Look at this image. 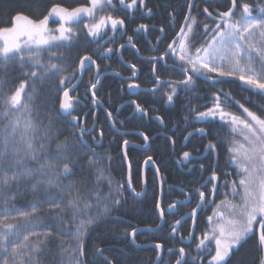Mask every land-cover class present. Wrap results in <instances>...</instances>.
Listing matches in <instances>:
<instances>
[{"label":"snow or ice","instance_id":"obj_1","mask_svg":"<svg viewBox=\"0 0 264 264\" xmlns=\"http://www.w3.org/2000/svg\"><path fill=\"white\" fill-rule=\"evenodd\" d=\"M195 6L188 0V13ZM40 8L44 11L38 12ZM202 11L205 20L185 15L171 42L147 59L152 62L151 91L166 89L162 94L166 104L183 94L189 104L185 123L192 118L208 125L194 128L183 139L189 141L194 132L207 138L203 151L215 155L216 165L199 164L207 178L202 175L187 192L181 190L183 199L167 206L174 217L178 206L190 207L170 227L172 236L188 243L176 247L179 241L155 242L154 258L148 264H264V0H229L226 10L204 7ZM136 12L152 15L153 9L147 0H83L75 6L40 0L36 5H21L0 21V264H122L119 257L109 255L114 246L94 244L89 249L88 237L102 224L122 219L113 214L127 203L124 195L129 189L135 197L144 195L133 187L127 151L132 142L122 140V158L128 162L126 183L114 182L109 171L113 158L106 151H96L103 132L101 139L91 135L99 119L93 113V126H85L80 115L83 98L76 89L81 77L94 70V82H89L86 92H91V104L101 103L97 92L103 70L97 61L126 48L124 43L118 48L108 46L117 34L127 36V46L141 51L127 33V22ZM169 17L175 20L172 13ZM150 27L155 25L139 23L133 31L149 33ZM165 32L161 26L159 33ZM156 41L163 42L160 35ZM130 68L135 77L139 69L136 64ZM168 73L181 78L163 79ZM202 83L212 99L204 110L190 106L191 99L200 96ZM233 83L241 94L249 93L242 96L245 102L225 91L223 86ZM139 87L128 84L129 89ZM53 90L54 99L49 100ZM252 97L260 102L253 105ZM131 104L134 112L148 114L135 100ZM106 112L113 127L125 123ZM155 119L165 124L164 117ZM215 121L225 131L219 140L210 132ZM139 135L144 142L150 139L144 131ZM221 144L231 172L218 171ZM193 159L192 152L183 151L179 163ZM149 162L155 165L152 156L144 161ZM155 171L159 176V167ZM26 196L32 197L30 211L17 207ZM154 207L159 219L165 220L161 203ZM208 207L212 208L208 226L196 236L197 217ZM185 217L192 223L187 235H182ZM137 233L136 227L124 229L129 246L140 248ZM249 241L252 246L245 249Z\"/></svg>","mask_w":264,"mask_h":264},{"label":"flooded vegetation","instance_id":"obj_2","mask_svg":"<svg viewBox=\"0 0 264 264\" xmlns=\"http://www.w3.org/2000/svg\"><path fill=\"white\" fill-rule=\"evenodd\" d=\"M148 6L153 9L152 15H141L140 12L135 13V18L130 19L127 22V33L128 35L133 36V41L137 43V47L141 49L139 53L132 49L130 46H127V36L123 38L120 37L119 34L116 35V40L114 44H109V47L118 48L120 43L126 44V48L120 49L114 56H111L107 60H103L102 63V74L100 79L102 84L99 86L98 94L100 95L101 103L99 105L91 104V92L87 93L83 82L87 79L90 82H94L95 72L94 70L89 72L88 74L83 76L81 83L78 85L76 92L83 98L82 104V112L80 115L84 118L85 126L91 128V123H93V113H95L96 117L100 116V113H104L107 117V111H109L108 107H111L113 112V118L117 121H124L123 125L117 124L116 127L112 126V123L108 121V125L106 127L99 126L98 124L95 126L94 131L91 135L96 136L98 139L100 138V133L103 132V137L101 139V146H96V148L107 147V150L111 154L113 158L111 164H114V167H122L124 164L127 166L126 161L123 160V146L122 140L128 139L132 142V144L127 149L129 154V160L131 162L132 168L136 169L138 166L143 163V169L145 167L144 161L148 156H152L155 161V165L151 164L147 166L148 169L153 173L155 177H157L159 191H160V203L161 206L165 209L166 217L163 222V226L166 223H173L174 218H179L181 214H186L190 211V207H182L178 206V211L176 212L175 217L172 213L168 212L167 206L169 203L178 201L183 199L182 192H187L190 186H195L196 182L200 179L204 173L199 170V164L203 163L206 168L211 164L212 160L215 157H209L207 152L203 151V146L207 139L202 138L199 133L194 132L193 136L189 138V141H185L181 143V139L179 136L181 134V130L178 129V124H174L173 128H170L168 125L167 128L157 130L156 133L150 137L149 141L144 142L142 137H133L140 136V124L143 123L139 121V118L143 116L139 112H134L135 105L131 104V101L135 100L137 103H142L141 106H150V109H157V111H172L180 108L183 109L182 116L185 118L188 116L187 106L188 98L183 94L180 95V99L177 100L173 104L163 103L162 94L166 89L161 88L159 91L153 92L151 89L154 87V78L151 75V61L147 59L150 55H159L156 49L163 51L164 47L167 43L171 42L174 38L176 32L179 31V26L182 24L183 17L185 15H189L186 5L188 4V0H147ZM193 3L196 5L191 13V15L196 16L200 21L205 20V16L203 14V8L208 7L210 11H214L219 9L220 11L226 10L229 5V0H193ZM169 13H172L175 16V20L170 19ZM117 15L124 17L126 14L124 12H118ZM131 15V13H128ZM139 23H145L150 26L155 25V27H150L149 33L137 34L134 33V29L138 26ZM184 23V21H183ZM163 26L166 29L165 33H159V28ZM160 35L163 42L157 43L156 36ZM198 39H202L198 37ZM151 42V43H149ZM155 44L156 48H153L152 45ZM99 63V61H97ZM162 63V62H160ZM171 63V61H169ZM130 64H136L137 75L132 77ZM120 73V75H116V73ZM178 75L175 74H165L163 79H179ZM135 83L139 84V88H128V84ZM97 94V96H98ZM204 97H207L205 99ZM88 102L89 104H87ZM107 102V105L105 104ZM212 99L210 96V92L207 91V85L201 84V93L200 96L193 97L191 99V107H199L200 110H204V106H211ZM123 105V108L120 106ZM119 109V110H117ZM87 114V115H85ZM192 118H189L188 122H192ZM155 121L164 128V124H160L159 121L155 119ZM90 137V136H87ZM91 138V137H90ZM141 140V141H140ZM166 140L170 145V160L174 163V170L172 172L166 167L163 158H161L160 154L154 153V148L152 146L154 143H158L160 145L165 144ZM204 140V141H203ZM173 141L175 142L173 144ZM203 141V142H202ZM143 144V147H138V145ZM156 148V147H155ZM183 151L192 152L194 159L191 163L188 161H184L183 163H179L182 158ZM156 167H159L160 174L156 175ZM192 169H195L193 171ZM161 170L165 172V178L163 179L161 175ZM144 174V171H143ZM133 177V176H132ZM206 179V175H204ZM134 179V178H133ZM135 180V179H134ZM179 181V183H177ZM153 186V185H152ZM133 187L136 188L137 191H143L146 187L145 194L143 198L146 196L148 191V184L146 179V186L144 184V179L142 176V182L140 185H137L133 182ZM131 194V190L129 189ZM134 197L135 199H139L138 197L129 195ZM164 199V200H163ZM164 201V202H163ZM209 207L204 209L198 215V221L200 218H205L208 216ZM187 222H183L184 231H188L191 228V220H186ZM162 220H160L161 225ZM161 227V229L163 228ZM151 229V231H149ZM157 227L150 228L145 227L138 229V232H146V235L160 234V230H157ZM158 241H150L145 240L140 248L137 250L145 252H149L154 257L153 244ZM181 246L187 244L185 241H180ZM169 246V245H166ZM180 247V246H179ZM167 258V257H165Z\"/></svg>","mask_w":264,"mask_h":264},{"label":"trees","instance_id":"obj_3","mask_svg":"<svg viewBox=\"0 0 264 264\" xmlns=\"http://www.w3.org/2000/svg\"><path fill=\"white\" fill-rule=\"evenodd\" d=\"M53 2L66 4L69 6H75L77 3L83 2V0H53ZM40 0H0V21H6L9 17V15L14 14L16 11L20 10L21 5L25 4H32L36 5L39 4ZM26 14H32L31 9H24ZM38 12L44 11L43 8L37 9ZM184 21V17L182 20V24ZM100 66H102L101 61H99ZM102 68V67H101ZM16 75V72H13V77ZM90 80H86L83 82V85L86 87L88 86ZM225 91L231 90L233 94L236 96L237 99H241V102H245L242 99V96H248L249 93L244 92L241 94L240 88L236 86L235 83L224 85ZM89 93V92H87ZM98 94V92H97ZM55 91H52V95L47 97L49 100L54 99ZM211 96V95H210ZM98 97L100 98V95L98 94ZM253 99V105L256 103H259L260 101L256 97H252ZM89 104L88 102H86ZM107 105V102H105ZM142 104V103H140ZM253 105H249L246 103V106L253 107ZM150 106H145V108L148 109V114L143 115L139 118V121L143 122L140 124V131H144L149 137H152L157 130L165 129L170 125V128H173L174 124H178V129L181 130V134L179 136V139H181V143L184 142L183 136L187 135V132H192L194 128H201L205 127L208 128V125L206 122L203 121H196L195 119L192 120V122L185 123V119L182 116L183 109L180 110V108L172 110V111H157V109H150ZM109 111L112 113L114 110H112L111 107H108ZM233 111H239L238 108L234 107L232 109ZM156 116H162L165 118V124L164 128L160 126L156 121ZM99 119V126L106 127L108 125V119L106 115L102 112L100 113ZM91 126H93V123H91ZM211 135L215 137L217 140L221 139L225 135V131H221L219 121L213 122V126L210 128ZM67 134V133H65ZM133 137H139L140 136H133ZM207 139V138H206ZM85 140L91 142V138L85 136ZM141 141V140H140ZM204 141V140H203ZM202 141V142H203ZM166 143L163 145L158 144L157 142L153 144L152 149L154 148L155 154H160L161 158H163L164 163L166 164V167L172 172L174 170V163L170 160V145L167 143L168 140L165 141ZM208 143V139L204 145ZM99 147V146H98ZM156 147V148H155ZM87 150V149H85ZM96 151L98 153H104L105 151L109 156L111 154L107 150V147H101L96 148ZM219 169L218 171L223 173L225 171H232V167L228 166L226 167V151H225V145L221 144L219 149ZM216 165V157L212 160V166ZM110 174L113 178V181H119L120 183H126L127 180V166L124 164L122 167H114V164L110 165ZM131 175L132 181L140 185L142 182V176H143V163L141 162V165L138 166L136 169H131ZM161 175L163 179L165 178V172L161 170ZM135 180H134V179ZM207 178V176H206ZM146 179L148 184V191L144 198L141 199H135L134 197H131L129 195V190L125 193L124 198H126L127 203L123 205V207L120 208L119 212L114 213L113 216H120L122 217L121 220H113V222L102 224L101 226L95 228L94 231H92L88 237V248L91 249L94 244L100 245L102 247H113V251L109 253V255L117 256L121 259L122 264L123 262H126V264H148V261L150 258H154L153 255H151L149 252H145L146 250L139 251L136 249L134 245L129 246V240L130 237H126L124 235V229L127 228L128 231H131V227H136L137 229L150 227L154 228L157 224H160L159 219V213L158 210L154 207L156 202L160 201V191H159V185L157 177L153 175V173L150 171V169L147 168L146 170ZM179 183V181L177 182ZM153 185V186H152ZM105 191H107V187L105 186ZM223 197L220 196L217 199H222ZM231 198V197H229ZM164 200V199H163ZM32 201L31 196H26L24 199H20L17 202V207L20 210L23 211H30L29 203ZM164 202V201H163ZM43 207H47V205H43ZM212 214V208L209 207L208 210V216ZM12 215H16V212H13ZM171 223H166V225L163 226V228L160 230V234L156 233H150V235H146V232H138L137 233V243L141 244L144 243L145 240L150 241H158V242H165V241H179V237L175 236L173 237L170 234V227ZM208 226L207 222V216L205 218H200L195 230V235L199 236L201 232ZM185 228V227H183ZM186 229V228H185ZM40 229H37L39 231ZM182 235H187V232L184 231V229H181ZM252 241H249V243L245 246V249H250L252 246ZM181 242L176 243L175 246L179 247ZM171 246V245H169ZM245 249H242L241 252L243 253ZM250 258V256H249Z\"/></svg>","mask_w":264,"mask_h":264},{"label":"water","instance_id":"obj_4","mask_svg":"<svg viewBox=\"0 0 264 264\" xmlns=\"http://www.w3.org/2000/svg\"><path fill=\"white\" fill-rule=\"evenodd\" d=\"M189 14H191V13H189ZM82 79H83V76L81 77V81H82ZM81 81L78 83V85L81 83ZM158 121V120H157ZM151 163L149 162L148 164H145V167H144V169H143V171H144V174H143V179H144V184H145V186H146V183H145V181H146V170H147V166L148 165H150ZM131 190V189H130ZM145 191H146V187L144 188V194H145ZM144 196V195H143ZM143 196H140V197H138L139 199H141V198H143ZM185 219L186 220H188L187 219V217H185ZM197 220H198V217H197ZM163 222H164V220H162V223H161V225H160V227L157 229V230H159V229H161V227L163 226ZM183 223V222H182ZM186 243H188V241H185Z\"/></svg>","mask_w":264,"mask_h":264},{"label":"bare ground","instance_id":"obj_5","mask_svg":"<svg viewBox=\"0 0 264 264\" xmlns=\"http://www.w3.org/2000/svg\"><path fill=\"white\" fill-rule=\"evenodd\" d=\"M173 237H175V236H173Z\"/></svg>","mask_w":264,"mask_h":264}]
</instances>
